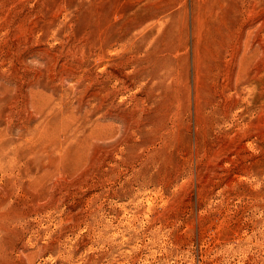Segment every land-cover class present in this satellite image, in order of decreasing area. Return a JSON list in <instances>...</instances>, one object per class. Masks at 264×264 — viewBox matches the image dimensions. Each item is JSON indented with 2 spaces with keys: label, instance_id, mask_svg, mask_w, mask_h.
Here are the masks:
<instances>
[{
  "label": "rangeland",
  "instance_id": "374dc122",
  "mask_svg": "<svg viewBox=\"0 0 264 264\" xmlns=\"http://www.w3.org/2000/svg\"><path fill=\"white\" fill-rule=\"evenodd\" d=\"M0 264H264V0H0Z\"/></svg>",
  "mask_w": 264,
  "mask_h": 264
}]
</instances>
